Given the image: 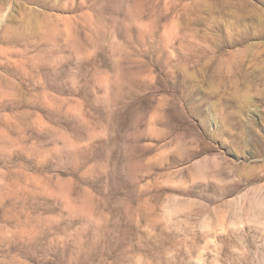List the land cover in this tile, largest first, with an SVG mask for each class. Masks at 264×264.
I'll return each instance as SVG.
<instances>
[{
    "label": "rangeland",
    "instance_id": "rangeland-1",
    "mask_svg": "<svg viewBox=\"0 0 264 264\" xmlns=\"http://www.w3.org/2000/svg\"><path fill=\"white\" fill-rule=\"evenodd\" d=\"M0 264H264V0H0Z\"/></svg>",
    "mask_w": 264,
    "mask_h": 264
}]
</instances>
